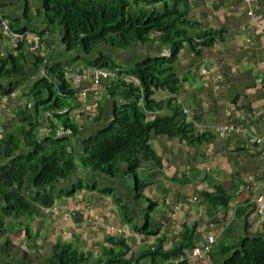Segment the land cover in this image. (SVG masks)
Masks as SVG:
<instances>
[{
    "label": "trees",
    "instance_id": "trees-1",
    "mask_svg": "<svg viewBox=\"0 0 264 264\" xmlns=\"http://www.w3.org/2000/svg\"><path fill=\"white\" fill-rule=\"evenodd\" d=\"M0 6L3 10L2 0ZM188 14V0H43L38 8V16L44 19L43 30L29 32L8 21L17 34L32 33L43 38L60 34L62 29L60 43L77 55L68 66L52 64L37 56L35 66L38 71L46 66L47 78L39 75L28 91L23 90V80L19 78L25 74L24 54L0 59V77L7 81L0 87V93L9 97L20 90L16 95L29 104L18 111L21 126L14 134H8V140L0 142V236L20 232L30 247L29 258L23 259L17 256L20 251H14L10 262L6 260L8 264H34L31 252L36 253L37 264H87L90 262L87 255L62 240H57L50 257L37 255L40 231L34 230L37 221L34 219L44 217L45 209L53 208L63 195L73 197L75 191L82 189V181L77 179L83 175L102 174L117 180L123 172L137 183V195L142 199L151 180L142 178L144 172L139 171L146 163L158 166L163 162L152 145L154 134L179 139L193 147L212 139L211 134L195 131L175 97L181 92V79L175 73L181 51L188 47L194 54H200L220 40V33L193 34L198 24ZM27 18L32 20L28 14ZM136 47L168 49L172 57L149 55L129 67L108 53L100 54L107 49L119 52L122 57ZM23 48L21 45L17 51L22 52ZM79 62L83 68H72ZM90 68L111 70L118 78L107 82L99 114L81 112L85 115L81 119L72 114L81 104L70 98L76 89L67 76ZM159 92L166 93L168 98L158 100ZM106 100L111 104L108 108L104 105ZM151 112L156 113L155 117H151ZM107 116L106 123H102ZM47 123L52 125V133L39 137L40 126ZM60 128L70 130V135L56 137ZM72 180L76 182L66 189L57 186ZM86 185L90 188V184ZM102 193L113 194V189H102ZM204 197L211 205L220 203L228 207L230 203L222 185H216L215 191L206 192ZM113 200L120 206L121 216L131 221L129 210L119 203L117 195ZM254 208L249 205L236 213L245 217ZM9 218L12 220H5ZM185 230L174 249L165 251L161 245L130 259L127 256L131 248L125 239L107 238L111 246L103 248L107 261L101 259L93 264H142L149 259L160 264H191L196 229ZM9 242L6 239L1 247L2 258L9 256ZM217 253L222 258L219 264H264V233L244 237L233 246L222 243Z\"/></svg>",
    "mask_w": 264,
    "mask_h": 264
},
{
    "label": "crops",
    "instance_id": "crops-1",
    "mask_svg": "<svg viewBox=\"0 0 264 264\" xmlns=\"http://www.w3.org/2000/svg\"><path fill=\"white\" fill-rule=\"evenodd\" d=\"M41 1L2 0L6 19L29 32L43 30L44 19L38 16ZM188 3L189 19L198 24L192 30L193 34L220 33V40L212 47L202 49L200 54H194L188 47L181 51L175 64V73L181 79V92L175 97L181 101L183 110H187L183 116L193 124L195 131L211 134L212 139L199 147H193L179 139L154 134L152 145L163 162L158 166L152 162L146 163L139 171L144 172L142 178L151 180V186L144 191L142 199L138 198L137 183L131 182V176L127 177L121 172L119 179L110 178V181L107 176L96 174L90 176L89 183L84 182L90 184L91 191L82 198V203H68L64 210L54 214L57 209L55 205L64 202L60 199L53 208L45 209L44 217L34 219L53 217L64 221V228L59 231V234L63 232V238L59 235L53 241L55 244L57 240H62L74 246H88L84 251L78 248L89 257L90 262L87 264L101 259L107 261L103 253V248L111 247L107 238L125 239L131 248L127 256L130 259L139 252L161 245L165 251L174 249L187 227L196 229L194 250L202 249L209 237L215 238L211 254L204 259L193 258L191 264H219L222 259L217 253L220 244L233 246L244 237L264 233V220H260L255 213V200L264 197V0H253L249 5L243 0H188ZM251 10L254 17L248 14ZM27 14L32 20L27 18ZM63 33L61 29L60 34L50 35L49 38L46 35L38 56L45 57L52 64L67 65L74 62L77 55L68 52L60 43ZM135 49L142 50L139 59L149 55L172 57L170 50L159 47ZM2 51L7 53L5 59L24 54L25 74L19 78L23 80V90L28 91L40 75V70L35 66L37 56L29 53L25 47L22 52L12 51L6 38L0 36ZM136 61L119 63L126 65ZM75 64L81 65L80 62ZM6 83L0 77V87ZM17 92L9 97L0 93L1 132L10 125L6 119H9L13 109L18 112L20 107L25 109L29 105L24 99L20 101L21 96L16 95ZM156 98L162 100L168 98V95L159 92ZM104 105L108 108L110 102L106 100ZM107 120L108 116L102 123ZM16 121L21 125L19 116ZM225 125L240 127V131L222 135L218 130ZM259 138L263 140L261 144L257 142ZM100 181H105L108 186L101 185ZM216 185H222L230 197L228 207L220 203L211 205L205 199L204 194L213 193ZM103 186L116 192L119 203L125 206V210H129L131 221L121 216L118 203L115 204L119 211L116 210L112 195L100 191ZM161 196L165 198L164 210L160 207ZM70 198L69 201H72ZM148 203L151 211L159 212V220H153L149 213L143 216V211H148ZM249 205L255 208L247 212L248 216L239 217L236 210ZM83 206L84 212H77L73 219L69 208ZM95 215L100 220L92 217ZM75 230L86 232V237L71 232ZM45 232L46 229L41 231L43 236L39 235L36 248L40 236H46ZM96 233L100 234L99 237H105L103 242L95 241ZM72 234H75L72 239L74 241H67ZM83 237L85 242H82ZM27 247L30 248L29 244ZM13 251H9V257ZM142 264L160 262L149 259Z\"/></svg>",
    "mask_w": 264,
    "mask_h": 264
},
{
    "label": "built area",
    "instance_id": "built-area-1",
    "mask_svg": "<svg viewBox=\"0 0 264 264\" xmlns=\"http://www.w3.org/2000/svg\"><path fill=\"white\" fill-rule=\"evenodd\" d=\"M247 5L251 4L253 0H243ZM249 16L254 17L253 11H249ZM0 36L6 38V43L12 51H17L18 48L22 45L28 49L29 53L32 55L38 56L41 50V47L44 45L45 38L32 34H17L13 32L11 26L6 19L4 12L0 6ZM7 58V53L0 52V59ZM40 76L47 78V70L46 66L41 67ZM118 78L117 73L108 69H100V68H90L83 69L77 73H70L67 76V79L76 89V93L70 96L71 99L74 100L76 98L77 102L81 105L79 107L74 108L72 114L76 115V117L81 116V112H85L87 114H91L92 116L97 114L95 109V96H98L99 91L106 87L107 82L111 79ZM20 91V90H18ZM59 94L63 97H67V95ZM181 105V101H179ZM68 110V109H66ZM187 110H183L186 112ZM151 115H156L155 112H151ZM51 116V114H50ZM52 125L50 123L45 124L43 127L39 128V137H46L52 133ZM222 135L231 134L235 131H240V127H235L234 125H225L223 127H219L218 130ZM71 131H64L62 128L56 132V137H64L69 136ZM262 139H257L259 144L262 143ZM256 204V216L260 220H264V197L260 196L255 200ZM77 210L81 209L80 207L76 208ZM215 245V238L209 237L207 240V244L202 249H195L192 251V258L204 259L209 256L212 252V249Z\"/></svg>",
    "mask_w": 264,
    "mask_h": 264
},
{
    "label": "rangeland",
    "instance_id": "rangeland-1",
    "mask_svg": "<svg viewBox=\"0 0 264 264\" xmlns=\"http://www.w3.org/2000/svg\"><path fill=\"white\" fill-rule=\"evenodd\" d=\"M102 53H108L110 54L113 59H115L117 62H130L132 60L136 61L137 59H139V56L142 55V50L141 49H135L129 53H125L122 57L121 55L119 54V52H113L111 50H101L100 54ZM170 58V57H169ZM132 64H134L133 62L131 63H128L126 64L125 66H128L131 67ZM81 65H74L72 66V68H77V69H80ZM104 92H106V87H103L100 91H99V94L98 96H95L94 98V101H95V109L97 111V115L99 114L100 112V103L103 101L104 99ZM23 100V99H20V101ZM25 100V99H24ZM110 102V101H108ZM10 105L11 102L9 103ZM111 105V104H110ZM20 108H24V107H20ZM11 114L9 115V119H6V121L8 122V124L10 123L9 126L7 127H4V130L3 132L0 131V142L6 138V140H8V134L10 132H13V134L15 133V130L16 128H19L21 125L20 123H18L16 121V119L18 118V112L13 109L12 112H10ZM14 114V115H12ZM81 119H85V115H81ZM78 164H81L79 161H77ZM141 177H143V175L141 174ZM89 179L90 177L89 176H86V175H83V176H79V178L77 180L79 181H82V189L80 190H77L75 191V195L72 197V201H69V199H71L70 197H67L66 195H63L61 197V200L64 201L62 203H57L55 206H57V209L55 210L54 214H58L59 212H61V209L64 210L66 206H68L70 203H73L75 202V204H80L83 202V197L86 196L87 194L89 195L90 194V188L87 187V185L84 183V182H89ZM93 180V179H92ZM108 180L111 181L110 178H108ZM74 182H76V180H72L70 182H67V183H60V184H57V186L60 188V189H66L67 187H69L71 184H73ZM132 182V181H131ZM101 185L102 184H105L108 186V184L105 182V181H100ZM134 184V182H132ZM98 185H100L98 183ZM110 185V184H109ZM112 186V185H111ZM117 187V184L115 185ZM100 187V186H99ZM106 186H103L101 187L102 189H106L105 188ZM102 189H100V191L102 192ZM105 194V193H103ZM29 193H27V196L29 197ZM109 195H112L111 197L113 198L115 195H116V192L113 191V194H109ZM165 198H163L161 196V204H160V207L161 209H165V206L163 204V201H164ZM111 200V198H109V201ZM89 202H92L91 200L88 199ZM59 202V201H58ZM61 202V201H60ZM69 203V204H68ZM116 202L114 201L113 202V205L116 207V210L119 211V208H117ZM148 206V211H143V216L145 217L148 213L151 214L153 216V220H159V217H158V213L159 212H154V211H151V205L150 203L147 204ZM76 207L74 208H69V212H70V215L73 219H75V215L76 213H80L82 214V212H84V206L77 210L75 209ZM68 212V213H69ZM96 216V215H95ZM92 216L95 220H100L99 218H97V216ZM68 218V215L66 216ZM7 221H10L12 220L11 218L9 219H5ZM110 220V219H109ZM111 220H119L118 218L117 219H112ZM64 221H60V220H56V219H53V217L49 218V219H46V220H37L36 223H35V231H40L39 235L43 236V233H41V231H44V229H46V232L44 233L46 236L44 238H41L40 236V240L38 242V245H37V255H41V256H47V257H50L51 256V253H52V248L55 244V242L53 241L56 237H58L59 235L62 236L63 238V232H61V234H59V231L60 228H64ZM97 227H98V224H97ZM118 230V229H116ZM57 232V233H56ZM71 232H74L76 235L80 234L82 236H85L86 237V232L85 233H79L77 230L75 231H71ZM101 233V232H100ZM117 233V232H115ZM75 234H72V237L69 238L67 241H70L72 239H74V235ZM100 235V234H99ZM99 235L96 233L95 235V241L96 242H103V239H105V237H99ZM120 235V234H119ZM70 237V236H69ZM85 237H83V241L82 242H85ZM6 239H9V243H10V247H9V250H14L16 252L20 251V254H18L17 256L21 255V257L23 259H26L27 257L29 258L28 256V252H29V248L27 247V244L25 243V236L23 234H20V232H17V234H14V235H11V236H7V235H1L0 236V264H8V262H6V260H9L10 262V259H9V256H7L6 258H2V255H1V247L4 245V242ZM49 239L51 240V242L49 241ZM43 240H45L43 242ZM74 241V240H72ZM49 243V244H47ZM87 245V243H86ZM41 246H43V248H41ZM75 247L79 248L80 250H85L88 246H85L84 248L81 247V246H78V245H75ZM13 251V252H14ZM31 259L33 260V263L34 264H37L38 263V258L36 256V253H31ZM129 257V256H128ZM12 261V260H11ZM16 262V261H15Z\"/></svg>",
    "mask_w": 264,
    "mask_h": 264
}]
</instances>
